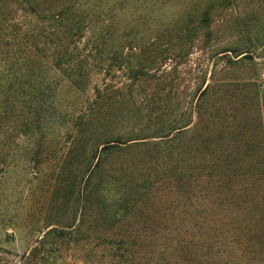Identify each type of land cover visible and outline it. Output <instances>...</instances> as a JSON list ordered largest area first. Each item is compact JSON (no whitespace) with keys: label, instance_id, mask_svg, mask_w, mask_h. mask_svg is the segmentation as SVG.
<instances>
[{"label":"trees","instance_id":"1","mask_svg":"<svg viewBox=\"0 0 264 264\" xmlns=\"http://www.w3.org/2000/svg\"><path fill=\"white\" fill-rule=\"evenodd\" d=\"M126 3L0 0V134L11 137L7 122L13 110L26 129L44 118L49 131L62 130L67 157L87 171L76 190L80 220L91 211L92 223H111L106 226L111 228L135 218L140 203L142 223H152L148 203L155 199L156 219L171 210L175 222L188 220L179 226L187 224L189 264H237L239 257L248 264L249 242L241 224L248 222L239 214L255 185L264 181V140L252 142L257 132L264 139V84L253 81L254 105L250 96L240 107L223 105L226 90L219 97L218 92L227 79L214 77L186 99L175 75L197 38L187 30L190 15L158 34L168 48L135 55L128 81L114 87L104 79L75 117L57 108L59 79L81 89L93 73L108 76L111 67L123 69V46H141L136 27L117 34V28L126 27L119 25ZM208 14L202 11L197 28L209 26ZM238 50L224 52L238 57ZM167 58L175 61L169 70L162 68ZM259 152L263 157L255 159Z\"/></svg>","mask_w":264,"mask_h":264},{"label":"rangeland","instance_id":"2","mask_svg":"<svg viewBox=\"0 0 264 264\" xmlns=\"http://www.w3.org/2000/svg\"><path fill=\"white\" fill-rule=\"evenodd\" d=\"M125 1L127 13L119 25L126 27L124 31L117 28V34L129 33V29L136 27L141 46L133 50L123 46L126 61L123 69L111 67L108 76L93 73L81 89L59 79L56 83L59 111L75 117L92 98L94 87L101 86L104 79L114 87L128 81L125 75L129 65L136 62L135 55L140 50L154 54L168 48L158 34L171 29L179 17L186 19V15L193 18L187 30L197 38L191 47L189 43L184 46L190 47L189 53L176 64L178 90L188 99L197 85L210 82L212 77L227 79L218 92L219 97L226 90L223 105L240 107L243 98L249 96L254 105L253 81L264 84V0ZM205 9L209 11V26L197 28ZM147 41L152 44L147 45ZM233 48H239L242 54L235 57L234 52H224ZM174 49L163 51L162 55ZM114 50L111 49L110 55L113 56ZM229 59L236 63L230 64ZM174 65L175 61L167 58L162 68L169 70ZM245 79L249 81L242 83ZM232 95L233 101L229 99ZM14 115L15 110L7 122L13 127L11 137L0 134V264H189L187 224L179 226L188 220L175 222L172 218L175 212L171 210H162L163 215L156 219L155 199L148 203V213L154 217L152 223H142L138 214L144 213V209L140 203L137 206L140 212L127 223H113L106 228L111 223H92L91 211L79 223L76 190L81 176H86L85 167L67 157L62 130L49 131L44 118L26 129L19 124L20 117L16 119ZM243 124L249 125L245 120ZM259 134L252 142L264 140ZM239 143L242 144V139ZM262 157L259 152L255 159ZM247 200L249 203L239 214L248 222L241 223L246 228L244 239L249 242L247 261L264 264V181L255 185ZM170 203V200L165 203L168 209ZM243 261L240 257L236 259L237 264Z\"/></svg>","mask_w":264,"mask_h":264}]
</instances>
